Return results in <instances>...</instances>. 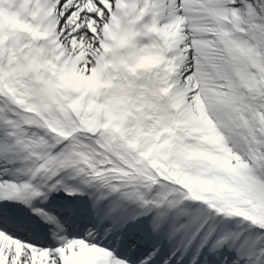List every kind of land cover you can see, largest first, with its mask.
<instances>
[{"label": "snow or ice", "instance_id": "1", "mask_svg": "<svg viewBox=\"0 0 264 264\" xmlns=\"http://www.w3.org/2000/svg\"><path fill=\"white\" fill-rule=\"evenodd\" d=\"M0 264H264V0H0Z\"/></svg>", "mask_w": 264, "mask_h": 264}]
</instances>
